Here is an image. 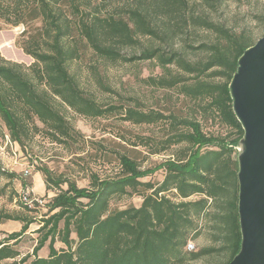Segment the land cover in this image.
Wrapping results in <instances>:
<instances>
[{"label": "trees", "instance_id": "16d2710c", "mask_svg": "<svg viewBox=\"0 0 264 264\" xmlns=\"http://www.w3.org/2000/svg\"><path fill=\"white\" fill-rule=\"evenodd\" d=\"M25 4L27 14L37 11L42 25L37 34L26 39L22 47L35 60L30 65L6 59L0 53V116L12 132L14 140L22 142V135L30 130L25 118L35 115L47 127L51 139L64 142L73 136L72 126L55 107L51 98L59 97L67 106L87 116H103L116 107L103 108L87 96L76 77L69 70V63L80 57L79 44H70L74 20L65 12L62 3L67 1L79 13V0H13ZM189 0H161L164 14L182 13ZM213 6L214 0H204ZM157 13L146 4L132 7L127 18H114L94 13L86 15L77 25L81 36L94 52L107 60L156 58L165 71L177 65L193 75L192 84L182 83L181 76L152 79L163 87L181 86L184 94L192 98L208 99L206 112L216 113L221 122L232 129L225 137L205 136L199 121L181 119L175 114L141 112L125 109L124 118L134 123H154L169 120L173 133L160 150L171 144L189 143L187 151L172 158L173 165L166 168L161 183L140 181L133 174L131 160L121 156L126 176L116 179H96L86 204L75 202V197H62L55 204L60 210L40 228V242L34 249L30 264H190L192 261L226 252L228 264L241 247L238 214V161L233 157L244 130L237 119L230 95L229 83L238 67L242 53L254 44L244 31L232 32L222 24L201 15L192 19L201 26L217 33L218 41L202 44L208 51L205 61L190 62L180 51L165 53L161 46H147L140 55L126 58L121 47L136 42L135 35L165 40L169 38L156 20ZM195 16V17H194ZM179 19H181L179 17ZM186 19V18H184ZM24 22L18 20L16 24ZM176 25H179L177 23ZM173 32V28H172ZM224 78V81L205 80L203 75ZM185 127V129H178ZM215 141L218 148H202ZM47 180V179H46ZM175 190L177 200L168 193ZM138 193L143 197L140 206L111 209L114 195ZM193 195L199 198L191 199ZM23 219L19 215H4ZM210 218L215 225L217 246L189 251V239L200 230L199 221ZM63 220V227H59ZM24 225L27 227L28 220ZM60 234L66 248L50 244L49 257L37 255L50 233ZM76 233V238L72 237ZM20 233H13L0 242V264L13 259L12 264H24L31 255H21L11 245ZM19 258V259H18Z\"/></svg>", "mask_w": 264, "mask_h": 264}, {"label": "rangeland", "instance_id": "374dc122", "mask_svg": "<svg viewBox=\"0 0 264 264\" xmlns=\"http://www.w3.org/2000/svg\"><path fill=\"white\" fill-rule=\"evenodd\" d=\"M79 1V13L74 12L67 1L62 3L65 12L75 22L69 43H77L80 48V57L70 61L69 70L87 96L103 108L113 106L116 109L103 116H87L67 106L59 97L51 98L73 128V136L64 142L52 140L47 127L35 115L25 118L30 130L25 136L22 135L23 143L18 142L0 116V242L7 240L13 233H20L18 240H11L10 243L20 251L19 257L31 255L24 264H30L34 258L44 219L60 210L55 204L64 200L62 197H75V202L86 204L96 179H116L127 175L121 156L131 160L132 172L140 181L161 183L166 168L173 165L172 158L187 151V142L171 144L159 151L175 130L169 120L134 123L124 118L125 109L132 107L141 112L175 114L181 119L199 121L205 136L225 137L233 134L232 129L221 122L216 113L204 110L207 98H192L182 92L180 85L163 87L152 80L174 75L181 76L182 83L192 84L196 81L193 75L177 65H171L170 70L165 71L156 58L110 61L98 56L77 28L76 24L83 17L87 15L90 18L94 13H100L116 19L127 18L128 9L143 3L149 5L150 10L152 7L161 13L156 22L167 30L169 38L165 36L163 40L137 34L134 36L135 43L121 47L127 59L140 55L147 46L160 45L168 54L180 51L190 62L205 61L208 51L201 45L216 42L219 37L217 33L195 22L192 14L209 18L232 32L244 31L254 43L264 35V0H214L213 6L204 0H189L182 13L177 11L170 15L162 12L161 0ZM24 6L22 2L17 5L13 0H0V53L6 59L30 65L35 59L25 53L22 44L29 36L40 31L42 21L37 11L27 14ZM18 20L24 22L16 24ZM202 78L224 81L222 77L214 79L207 74ZM218 146L219 143L213 141L202 150ZM238 149L239 144L233 157L237 158ZM25 169L31 173L26 175ZM25 192L32 202L23 200L21 195ZM168 195L178 199L175 190ZM190 198L197 199L199 196ZM142 201L141 194L132 193L114 195L110 204L111 209L115 210L140 206ZM6 214L19 215L23 219L7 218L4 216ZM25 220L29 221L26 228ZM63 223L61 220L60 228ZM214 227V221L210 218L199 221L200 230L189 239L188 244L193 245L189 251L218 246ZM72 237L77 239L76 233H72ZM59 238L57 232L48 234L37 255L49 257L53 240L55 248H66ZM226 259L227 254L223 252L194 260L190 264H221ZM12 262L13 259H7L3 264Z\"/></svg>", "mask_w": 264, "mask_h": 264}, {"label": "water", "instance_id": "95a60500", "mask_svg": "<svg viewBox=\"0 0 264 264\" xmlns=\"http://www.w3.org/2000/svg\"><path fill=\"white\" fill-rule=\"evenodd\" d=\"M229 89L244 133L237 155L242 240L228 264H264V35L239 57Z\"/></svg>", "mask_w": 264, "mask_h": 264}, {"label": "built area", "instance_id": "2783aa9c", "mask_svg": "<svg viewBox=\"0 0 264 264\" xmlns=\"http://www.w3.org/2000/svg\"><path fill=\"white\" fill-rule=\"evenodd\" d=\"M24 172L26 175L31 173V171L29 169H25ZM21 197L23 198V200H25L28 203L32 202V199L29 197V194L27 192L23 193L21 195ZM192 247H193V245L191 243H189L188 244V250H191Z\"/></svg>", "mask_w": 264, "mask_h": 264}]
</instances>
